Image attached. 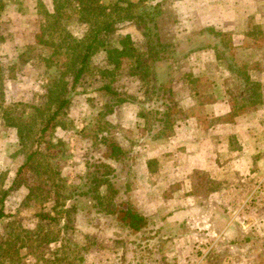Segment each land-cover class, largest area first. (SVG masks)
<instances>
[{"label": "rangeland", "instance_id": "374dc122", "mask_svg": "<svg viewBox=\"0 0 264 264\" xmlns=\"http://www.w3.org/2000/svg\"><path fill=\"white\" fill-rule=\"evenodd\" d=\"M99 3L85 18L73 0H54L53 11L45 0H3L13 13L10 20L0 14V196L8 190L6 215L0 219V264H175L172 249H185L184 259L195 264L222 260L214 253L229 249L218 238L225 223L211 233L199 228L201 238L191 229H176L189 228L182 218L167 221L175 211L150 215L147 228L138 232L117 220L118 210L130 202L134 178L131 151L122 143L136 141L133 121L121 124L109 115L118 98L135 100L145 123L137 125L139 130L169 135L185 112L159 84L173 81L171 72L181 70L179 59L193 43L184 38L176 45L180 36L170 28L175 0ZM32 8L35 12H29ZM21 11L24 18H16ZM105 25L110 29L97 31ZM133 26L145 35L134 41L147 55L145 70L131 59L122 58L118 67L107 60L106 51ZM90 41L86 70L73 85L74 61ZM150 46L159 60L152 62ZM104 85L119 95L103 90ZM65 98L68 102L42 131ZM105 140L120 143L126 156L109 158ZM202 179L197 176L199 186ZM200 204L194 206L199 213L190 211L193 221H205L207 212L217 209L222 215L225 208L213 199Z\"/></svg>", "mask_w": 264, "mask_h": 264}, {"label": "crops", "instance_id": "0c3cea01", "mask_svg": "<svg viewBox=\"0 0 264 264\" xmlns=\"http://www.w3.org/2000/svg\"><path fill=\"white\" fill-rule=\"evenodd\" d=\"M53 2L45 0L52 11ZM174 6L170 28L181 40L176 45L184 38L193 44L179 59L181 70L171 72L173 81L159 85L171 91L169 100H176L185 117L170 123L169 135L157 136L151 128L139 130L137 125L145 123L136 113L138 101L121 102L109 115L121 124L134 122L129 126L136 142L122 143L133 157L129 200L142 206L137 210L149 222L150 215L175 211L167 221L182 218L189 228L180 224L181 232L191 229L198 235L204 228L211 233L225 223L218 238L229 249L214 253L222 260L201 264H264V155H259L264 150V0H175ZM10 9L1 0L3 18L10 20ZM25 12H15L16 18ZM136 30L133 26L126 33L133 43L145 36ZM199 187L207 190L201 193ZM212 199L225 207L223 214L217 209L207 212V220L193 221L190 213L200 212L194 206ZM172 251L175 264H195L184 259L185 249Z\"/></svg>", "mask_w": 264, "mask_h": 264}, {"label": "trees", "instance_id": "16d2710c", "mask_svg": "<svg viewBox=\"0 0 264 264\" xmlns=\"http://www.w3.org/2000/svg\"><path fill=\"white\" fill-rule=\"evenodd\" d=\"M73 1L79 5L80 9L85 15V18L87 17V14L90 13V11H94L95 9H97V7L100 8L101 6L99 3L100 0H73ZM0 9H1V0H0ZM108 29H110L108 25H105L101 29L98 28L97 31L108 30ZM94 40L96 41L95 35L92 41ZM92 41H90L86 45H83L82 53L78 55L77 59L74 61L75 69L73 74V83H72L73 85L79 80L81 75L86 70L88 58L92 54L91 52L93 46ZM147 51H148V55L152 57V62L156 61L157 59L159 60L160 54L158 51H156L155 47L150 46V48ZM106 52H107L108 62L111 63L114 67H118L120 65L122 58H127V59H131L134 64H137L139 68L145 70V65H142V62L147 55L146 53L141 52L135 47L130 35L128 34H126L120 39L117 47L108 49ZM103 90L115 94L117 96L119 95V93L115 89L111 88L109 85H104ZM49 93L52 94L53 91L49 89ZM124 101H126L125 98L120 97L118 98L117 102L121 103ZM67 102H68L67 98L61 100L58 108L55 109L52 112V114L48 117L46 124L42 127V131H44L48 127L49 123L56 118L59 110L62 109L63 105H65ZM105 142L107 143V147L109 149V153H108L109 158H112L114 160H119L120 157L124 158L126 156V152H124L125 150L122 147H120L117 143L111 140L110 141L105 140ZM7 195H8V190L4 191L3 194L0 196V219L6 215L4 212V200ZM124 204L125 206H123L117 212L118 222L132 232H138L146 228L149 224L147 217L142 213H140L129 201H125ZM43 217L48 219H54V217H50L49 215L46 214H44Z\"/></svg>", "mask_w": 264, "mask_h": 264}]
</instances>
